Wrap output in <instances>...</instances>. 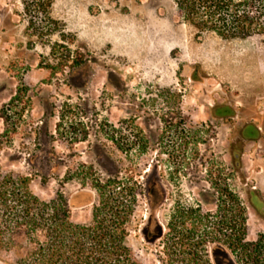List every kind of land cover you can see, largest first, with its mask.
I'll return each instance as SVG.
<instances>
[{
    "label": "rangeland",
    "instance_id": "obj_1",
    "mask_svg": "<svg viewBox=\"0 0 264 264\" xmlns=\"http://www.w3.org/2000/svg\"><path fill=\"white\" fill-rule=\"evenodd\" d=\"M26 2L0 0V134L9 130L1 180L28 178L34 195L50 202L62 194L69 208L82 185L103 186L93 201L85 195L79 202L90 205L70 208L77 224L133 190L125 202L132 209L128 241L141 264H171L180 246L169 223L184 210L200 205L213 232L219 189L222 200L229 189L244 203L247 241L264 236V220L248 201L253 187L264 198V35L198 36L172 0H52L51 31H35L29 21H44L26 12ZM75 59L80 67L63 68ZM18 88L23 102L5 112L6 125L2 110ZM219 106H232L234 119H215ZM247 122L261 128V141L245 145L237 166L232 142ZM82 165L88 175L71 183L70 171ZM222 204L225 221L231 203ZM1 228L2 216L0 264H18L26 239ZM208 252L212 264H237L222 244H209Z\"/></svg>",
    "mask_w": 264,
    "mask_h": 264
},
{
    "label": "trees",
    "instance_id": "obj_2",
    "mask_svg": "<svg viewBox=\"0 0 264 264\" xmlns=\"http://www.w3.org/2000/svg\"><path fill=\"white\" fill-rule=\"evenodd\" d=\"M181 20L191 26L198 36L212 33L224 40H248L264 35V0H172ZM52 0H29L25 10L31 16H42L44 23L29 21L35 31L49 29L53 23L50 14ZM44 28H42L41 26ZM42 28V29H41ZM51 31V30H50ZM63 68L80 67L75 59ZM24 90L18 88L8 108L13 112L23 102ZM8 125L10 117L3 116ZM6 129L0 134L8 136ZM114 183V181H109ZM102 188H104L102 186ZM227 200L218 191L217 219L213 232H209L208 214L199 205L187 209L169 223L172 240L180 246L177 254H171V264H212L209 244H222L237 259V264H264V236L255 242L247 241L248 224L246 207L234 190L226 189ZM129 190L119 193L113 203L103 201L94 207L92 219L85 224L72 220L71 210L62 194H56L50 202L41 200L29 190V179L6 176L0 178L1 233L26 239L27 252L18 264H141L129 246L127 219L132 209L127 206ZM230 202V217H220L223 204ZM112 204V205H111ZM228 211V212H229ZM11 244L15 241L11 238ZM181 247L183 250H181Z\"/></svg>",
    "mask_w": 264,
    "mask_h": 264
},
{
    "label": "flooded vegetation",
    "instance_id": "obj_3",
    "mask_svg": "<svg viewBox=\"0 0 264 264\" xmlns=\"http://www.w3.org/2000/svg\"><path fill=\"white\" fill-rule=\"evenodd\" d=\"M220 112L221 114H219ZM212 113L215 119L219 118L221 120H228V119L232 120L234 119L233 114L235 113V111L233 110L232 106H219V107H213ZM260 141H261V128L258 126V124L255 122H247L246 124H244L241 127L237 138H235L232 142L233 146L231 150V155L233 157V161L235 165L237 166L242 165V158L244 156L245 145L252 143V142L257 143ZM70 154H71L70 158L73 159L75 157L73 147L71 149ZM85 170H87V172ZM88 171L89 169L86 168L84 165L81 166V169L79 168L77 170H71L70 171V177H71L70 182L73 183L79 177H82L83 175H88ZM93 186H94V189H91V188L89 189V188L83 187L82 185L81 189L75 192H72L70 199H69L70 208L77 209V208L90 205L92 201L94 200L93 194L101 191V188H102L101 186H97V185H93ZM85 195L91 196L92 201H88L87 203H84L83 205H81V203L79 202ZM159 200H160V194L156 190L154 193L153 201L151 202L152 216L150 218V222L152 221V217L155 214L156 205L159 203ZM248 201H249L250 206L257 213V215L264 220V198L261 196V193L259 192L257 187H253L248 191Z\"/></svg>",
    "mask_w": 264,
    "mask_h": 264
},
{
    "label": "bare ground",
    "instance_id": "obj_4",
    "mask_svg": "<svg viewBox=\"0 0 264 264\" xmlns=\"http://www.w3.org/2000/svg\"><path fill=\"white\" fill-rule=\"evenodd\" d=\"M230 56V55H229Z\"/></svg>",
    "mask_w": 264,
    "mask_h": 264
}]
</instances>
